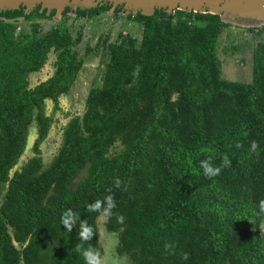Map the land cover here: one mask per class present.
<instances>
[{
	"label": "trees",
	"instance_id": "1",
	"mask_svg": "<svg viewBox=\"0 0 264 264\" xmlns=\"http://www.w3.org/2000/svg\"><path fill=\"white\" fill-rule=\"evenodd\" d=\"M110 9L65 8L61 17L92 19ZM120 13L123 6L113 11ZM54 16L40 6L29 14L23 7L0 12V264H85L78 244L101 258L102 215L86 206L109 194L116 207L105 228L118 236L116 253L132 264H264V215L257 214L264 199V36L252 52L251 81L233 82L223 79L218 55L231 24L218 15L126 16L141 25V40L119 34L107 45L101 86L89 90L83 115L67 122L44 165L41 145L59 98L84 64L82 35L69 25L37 38L22 30L28 23L36 34L39 21ZM92 52L87 46L84 56ZM50 55L52 75L31 86ZM33 123L32 156L14 170ZM208 156L215 166L227 156L231 165L206 178L200 161ZM66 209L87 220L92 240H79V223L71 232L61 225Z\"/></svg>",
	"mask_w": 264,
	"mask_h": 264
},
{
	"label": "rangeland",
	"instance_id": "2",
	"mask_svg": "<svg viewBox=\"0 0 264 264\" xmlns=\"http://www.w3.org/2000/svg\"><path fill=\"white\" fill-rule=\"evenodd\" d=\"M41 27L34 34L28 23H22V30L29 37H39L59 24H67L73 29V33L81 34L82 40L78 46L80 58L84 61L74 85L68 94L59 98L60 111L55 115V122L51 127L47 139L42 143V158L44 165H47L57 153L61 145V135L64 126L74 117H81L85 110L86 97L91 88L100 87L102 74L107 61V45L118 39L119 34L127 32L138 41L142 37V27L136 22L129 21L125 12L113 15V12L102 14L92 19H76L73 14H67L64 18L58 16L51 20H40ZM264 23L261 24H237L231 23L221 35L218 43V55L222 63V77L225 80L241 83L251 81L252 52L258 42L262 39L261 31ZM90 46L93 52L85 57V48ZM53 56L43 70L31 75L29 83L34 86L49 77L53 72ZM53 108L51 101H46V112L50 114ZM35 125L31 124L28 133V142L24 153L20 157L17 166H21L32 156L31 146L35 139ZM120 148H114V152ZM113 151V150H112ZM84 173L76 176L73 180V187H76L84 178ZM1 203V202H0ZM106 217L97 218L99 231V246L103 254L101 264H132L126 255H118L116 247L118 243L117 234L107 232L105 228ZM264 230V224H263Z\"/></svg>",
	"mask_w": 264,
	"mask_h": 264
},
{
	"label": "water",
	"instance_id": "3",
	"mask_svg": "<svg viewBox=\"0 0 264 264\" xmlns=\"http://www.w3.org/2000/svg\"><path fill=\"white\" fill-rule=\"evenodd\" d=\"M103 3L111 5L109 12L123 6L126 16H152L156 10L171 14L180 10L218 15L221 21L230 24L264 23V0H0V12L19 10L23 7L25 13L29 14L40 6V12L46 10L48 15L54 10V17L60 18L65 8L72 11L89 10Z\"/></svg>",
	"mask_w": 264,
	"mask_h": 264
},
{
	"label": "clouds",
	"instance_id": "4",
	"mask_svg": "<svg viewBox=\"0 0 264 264\" xmlns=\"http://www.w3.org/2000/svg\"><path fill=\"white\" fill-rule=\"evenodd\" d=\"M251 152H256L259 145L256 141H251ZM237 148L242 147V145L238 142L236 144ZM231 161L228 159L227 156H224L222 158V162L220 166H215L212 163V157L208 156L206 159L200 161V168L203 170V174L206 178H213L215 176H218L222 170V167L230 166ZM116 186H120V180L117 178L116 180ZM110 191V190H109ZM116 207V202L114 199V196L109 194L103 199H96L94 202L89 203L86 208L88 212H96L101 214L104 217H107L111 214L112 209ZM259 212L258 215H264V199H261L258 204ZM118 220L120 223L124 222V217L121 215L118 217ZM77 223H79V231H78V237L79 240L82 242H88L93 239L94 237V230L93 228L87 223V220H81L80 216L75 213L72 209H66L61 214V225L65 229H67L68 232H71L74 227H76ZM77 253H79L84 261L85 264H101V258L98 252H96L95 249L92 247L84 248L82 244H78L76 247ZM184 259L188 258L187 253L183 256Z\"/></svg>",
	"mask_w": 264,
	"mask_h": 264
},
{
	"label": "crops",
	"instance_id": "5",
	"mask_svg": "<svg viewBox=\"0 0 264 264\" xmlns=\"http://www.w3.org/2000/svg\"><path fill=\"white\" fill-rule=\"evenodd\" d=\"M121 34H122V35H129L127 32H123V33H121ZM130 36H131V35H130ZM53 57H54V56H53ZM53 61H54V58H53ZM52 73H53V72H52ZM51 75H52V74H51ZM51 75H50V76H51ZM50 76H49V77H50ZM47 78H48V77H47ZM47 78H45L44 80H46ZM44 80H43V81H44Z\"/></svg>",
	"mask_w": 264,
	"mask_h": 264
},
{
	"label": "built area",
	"instance_id": "6",
	"mask_svg": "<svg viewBox=\"0 0 264 264\" xmlns=\"http://www.w3.org/2000/svg\"><path fill=\"white\" fill-rule=\"evenodd\" d=\"M17 31H19V29ZM261 36L263 37L264 36V33Z\"/></svg>",
	"mask_w": 264,
	"mask_h": 264
}]
</instances>
